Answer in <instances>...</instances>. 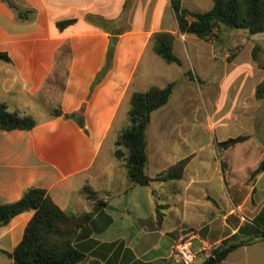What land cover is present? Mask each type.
Instances as JSON below:
<instances>
[{"label":"crops","instance_id":"crops-1","mask_svg":"<svg viewBox=\"0 0 264 264\" xmlns=\"http://www.w3.org/2000/svg\"><path fill=\"white\" fill-rule=\"evenodd\" d=\"M204 1L182 0V6L202 13L196 9ZM13 2L35 13L29 20H19L0 0V53L11 60L0 61V104L11 112L31 116L37 124L29 131L0 130V205L15 202L28 188L36 187L46 190L62 210L78 214L92 209L80 193L82 188L97 192L106 206L78 233L75 245L86 255L80 264H163L173 256L179 237L190 246L198 263L199 257L203 262L212 246L246 222L264 229V143L256 144L252 158L243 159L240 165L232 159L236 149L248 155L245 149L255 130L264 125V97L255 98L264 72L252 60L255 41L251 42L247 32L246 44L235 51L232 61L236 89L229 94L228 118L215 124L205 118L198 122L189 119V108L170 106L175 90L168 103L151 114L145 132V174L154 177L181 159L189 161L181 179L141 187L129 181L124 167L113 157V143L127 125L131 93L145 92L153 85L162 87L170 82L165 74L178 67L159 62L150 44L154 32L175 35L177 26L156 25L162 4L174 19L170 0H131L127 19L138 12L141 18L149 16L151 24L116 35L89 22L87 16L117 19L126 0ZM205 6L208 11L213 2L206 0ZM66 19L77 22L59 31L55 23ZM110 36L115 42L112 68L91 91L105 64ZM180 43L175 36V54L181 51ZM245 48L249 62L234 64ZM179 58L183 67H178L175 80L188 71ZM207 63L216 74V62ZM198 74L202 77L203 72ZM242 84L250 90H238ZM56 108L62 113L54 117ZM66 114L75 118H66ZM242 117L245 124L240 125L237 122ZM226 121L241 127L244 131L238 136L248 139L223 150L220 159L215 157L220 151L217 144L233 138L228 130H222ZM206 149L209 154L203 155ZM157 205L164 208L160 228L155 222ZM32 215L33 211L23 212L0 227L1 250H13ZM218 264H264V241L239 247Z\"/></svg>","mask_w":264,"mask_h":264},{"label":"trees","instance_id":"trees-1","mask_svg":"<svg viewBox=\"0 0 264 264\" xmlns=\"http://www.w3.org/2000/svg\"><path fill=\"white\" fill-rule=\"evenodd\" d=\"M17 14V19L29 20L34 10L21 9L13 0H1ZM213 6L206 12H193L182 6V0H170V7L181 34H191L200 39H208L213 31L222 26L232 30H243L249 35L264 32V0H212ZM131 0H126L120 16L114 20H107L96 15H88L87 20L103 29L110 35L120 33V30H111L107 26L125 22ZM193 18L191 21L189 18ZM76 19L57 21L56 28L63 31L75 24ZM153 52L166 64H174L182 67V61L174 53V35L167 31H157L150 36ZM259 46H254L251 52L252 60L256 66L264 71V65L258 62ZM0 61L10 62L6 53H0ZM113 65V52L109 51L102 69L97 73L91 91L107 74ZM189 80H194L190 70L183 72ZM176 85V81L166 83L163 87L151 86L145 92H133L129 98L127 111L128 125L117 134L112 155L121 162L129 181L136 186H149L153 182H167L182 178L189 158L181 159L174 165L161 171L154 177L145 174L147 163L146 129L149 125L151 114L165 106ZM264 97V78L256 86L255 98L261 100ZM61 110L56 108L53 116L61 115ZM66 118H75L74 114H66ZM36 121L29 115L11 112L5 104H0V130L29 131L36 126ZM248 139V136H237L219 142L220 152L234 147ZM252 174V178L256 173ZM91 204L92 209L84 213H68L59 208L50 198L46 190L36 187L28 188L21 198L15 202L0 205V227L7 225L16 215L26 211H33L31 219L25 226L20 242L11 252L0 249V253L11 259L10 264H80L85 259V253L80 251L75 241L80 230L88 224L94 215L103 211L106 202L99 194L85 186L80 191ZM163 206L155 207L156 226L164 219ZM257 241H264V229L255 222H246L237 232L212 246L209 256L204 258L202 264L212 256L218 264L231 252L239 247L251 245ZM184 239L179 237L175 244H183ZM196 257V255H195ZM89 264H100L92 261ZM141 264H153L143 262ZM163 264H180L173 257L164 260ZM195 264V263H194Z\"/></svg>","mask_w":264,"mask_h":264},{"label":"rangeland","instance_id":"rangeland-1","mask_svg":"<svg viewBox=\"0 0 264 264\" xmlns=\"http://www.w3.org/2000/svg\"><path fill=\"white\" fill-rule=\"evenodd\" d=\"M205 1L200 3V6L196 9V11L205 12L208 9V7L205 6ZM207 1L209 4H212V0ZM138 5L140 6V4ZM138 14V12H135L130 19H127L126 17L125 22L121 25L116 23L107 27L111 30L119 29L120 31H129L136 28L138 29L143 23L145 24V27L150 26L151 23L149 16L147 18H141L142 16ZM192 19L193 18L191 17L189 18L190 21ZM156 25L157 27L161 25V27H165L167 29H174V27L176 28L177 26L176 21L169 16L164 4H162L160 7ZM175 36L181 42V51L177 50L176 55L185 61L184 70H190L194 76V80H189L184 76V74L179 80H175L180 72L178 67H175L176 71H169L165 74V78L169 79L170 82L176 81V85L173 89V91L175 90V94L172 98L170 106L189 108L192 114H190L188 117L189 119H194L196 122L201 121L202 118H205V121L215 124L219 123L221 118L225 116L228 118L231 113L229 94L236 89V81L232 78V74L234 72L232 61L235 57V51L239 50L242 47V44H246L245 38L247 36L245 31L232 30L222 26L219 30L215 29L212 36L208 39H200L191 34H181L177 27V30L175 29L174 40ZM249 36L250 39H252L251 42H253V40L255 41L254 46L260 47V51L258 52V62L264 65V33ZM236 42L238 45L234 46L233 44ZM185 47L188 49V51L185 50ZM154 56L159 62L166 64L158 56ZM196 57L200 59L197 58V60ZM145 59L146 57L144 60ZM211 60H214L217 64L216 74H214L213 68L207 63ZM248 60L249 58L247 56V49L245 48L240 53L238 59L234 60V64L240 63V65H246V63L249 62ZM143 61L141 63V68ZM257 68L262 70L259 67ZM199 70L203 72L202 77H199ZM241 86L242 87L238 88V90H250V86L243 84ZM218 97H221V99ZM262 104L264 105V103ZM249 111L251 112L252 110L250 109ZM249 118L251 117L249 116ZM242 120L244 121L243 117ZM242 120H239L237 123L240 125L245 124V121L242 123ZM226 122L228 125L222 130H228V133L231 136L235 137L243 133L244 130H241V127L231 125L230 121ZM262 143H264V125H262L261 128L258 127V129L255 130V134L252 136V143L248 146V148L245 149L248 151V155L245 156L242 153V149H236L232 154V159L240 165L243 159L246 158L248 160L252 158L255 152V145H262ZM108 144L109 142L106 143L104 148H107ZM208 152L209 149H206L203 155H208ZM215 157L222 159V152H215ZM171 257H175L174 253L173 256L172 254L170 255L169 259ZM10 263L11 259L5 254L0 253V264ZM195 264H202L200 257L198 259V263L195 262Z\"/></svg>","mask_w":264,"mask_h":264},{"label":"built area","instance_id":"built-area-1","mask_svg":"<svg viewBox=\"0 0 264 264\" xmlns=\"http://www.w3.org/2000/svg\"><path fill=\"white\" fill-rule=\"evenodd\" d=\"M176 261L180 264H194L195 254L191 251L190 246L187 244H180L176 247L174 252Z\"/></svg>","mask_w":264,"mask_h":264},{"label":"water","instance_id":"water-1","mask_svg":"<svg viewBox=\"0 0 264 264\" xmlns=\"http://www.w3.org/2000/svg\"><path fill=\"white\" fill-rule=\"evenodd\" d=\"M110 40V43H109V46H108V51H114V48H115V42H114V38L112 36H110L109 38ZM261 169L264 170V162L261 166ZM214 262V258L212 256H210L208 258V261L207 262H204L203 264H212Z\"/></svg>","mask_w":264,"mask_h":264}]
</instances>
